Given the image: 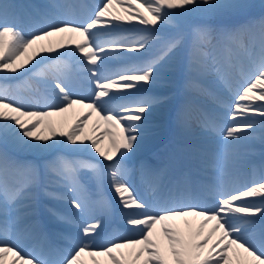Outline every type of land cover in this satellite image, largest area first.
<instances>
[{"label":"snow or ice","instance_id":"snow-or-ice-1","mask_svg":"<svg viewBox=\"0 0 264 264\" xmlns=\"http://www.w3.org/2000/svg\"><path fill=\"white\" fill-rule=\"evenodd\" d=\"M250 7L249 0H65L26 13L25 22L11 0H0V264H264V172L230 184L245 142L258 130L264 141V17L182 29L191 14L223 18ZM133 21L144 27H124ZM185 50L189 96L177 121L187 127L195 120L215 138V150L199 157L214 175L200 185L202 197L187 173L172 178L167 167L142 163L141 194L125 161L142 138L146 113L167 97L140 93ZM73 66L87 95L73 87ZM209 75L232 96L213 97L219 110L195 106V97L212 95L197 79ZM77 107L70 122L49 119ZM83 153L94 155H77ZM105 182L126 234L97 243L111 212ZM41 196L64 206L45 210L70 228L61 234L67 246L25 251L22 239L44 235L36 220L20 227L36 216Z\"/></svg>","mask_w":264,"mask_h":264},{"label":"bare ground","instance_id":"bare-ground-1","mask_svg":"<svg viewBox=\"0 0 264 264\" xmlns=\"http://www.w3.org/2000/svg\"><path fill=\"white\" fill-rule=\"evenodd\" d=\"M71 2L75 3L76 0H72ZM82 2L86 4L83 0ZM100 1H96L93 4H97ZM25 12H23L22 15L26 16V13H31L36 9H40L41 5L37 2L33 3L30 5L29 9L26 7H23ZM135 24L136 27L142 28L144 26L139 25L137 21L131 22V24H125V28H131L132 25ZM185 33L189 31L187 25H185L182 28ZM162 31H167V29H162ZM186 57V56H185ZM186 59V58H185ZM182 73L183 77H188V73L186 71V60H184L183 66L181 67V70L179 71ZM72 76H73V87L75 90L81 92V94L87 95V91L84 88L81 80L79 79V73L78 70L73 66L72 68ZM162 77V76H161ZM25 79L24 76L18 77L17 80H10L8 83H17L19 81H23ZM239 82V81H238ZM166 83H169L168 79L161 78L158 82L155 84L157 86L159 85H166ZM175 86V91L174 92L176 95L174 97V102H173V108L169 109L166 108L165 104H156L153 106L151 111L149 113H146L147 119L144 120L143 124L144 127L141 129L142 132V138L138 141V147L134 150V152L128 157V160L125 161V164L128 168L132 169V177L130 179V183L137 189L138 193L143 192L142 186H141V181H140V173H139V168L140 165L146 164L145 160L146 159H154V161L149 162L147 165L152 166L153 168H160V167H167L168 173L172 178H180L182 175L187 173L190 178L192 183L197 182L198 184H202V176L204 175H214L210 169H204L203 166L200 163L199 157L201 153L204 152H210L211 149L204 148V145H202V140L205 137L203 133L201 132L200 126L198 123L193 120L189 126L190 129L188 131L187 135V142L186 144H175L171 146L172 141L175 139H178L176 135L171 130V122L174 120V108L179 103L180 98H183L184 95L182 94L184 86H185V81L183 78H181L178 82H175L173 84ZM151 86H144V89L146 90ZM144 90V91H145ZM168 92H163L161 96H165ZM168 95V94H167ZM209 97V95L207 96ZM220 100L226 101L222 98H219ZM229 102V101H226ZM261 103V102H257ZM77 111H80L78 107L74 110H72L69 113L64 114V119L67 120L68 122L71 121V119L74 118V115L76 114ZM95 117L93 116L92 119L87 121L86 125H84L86 131H90L91 129V124L92 120H94ZM255 119L259 120L260 117L255 116ZM160 128H164V132H156L160 130ZM196 128V129H194ZM102 130V129H101ZM155 135H164V139H168L167 143L170 145V149L167 152L165 159L160 160V153H159V148H156L155 150H148V148L142 147L141 143H144L145 140H148L150 138V134ZM196 134V135H195ZM173 138V140H172ZM257 140H261L259 138V130L257 132ZM184 140V139H182ZM106 142V141H105ZM194 142H196V145H194ZM216 142V141H213ZM165 144V142H164ZM163 144V145H164ZM244 151V156L242 159V162L240 163L242 167L240 168L239 172H236L235 174H240L241 171L247 167H262L264 166V145H244V148L242 149ZM246 154H250L251 158L248 159V156ZM79 156L83 157H88L90 158L91 155L90 153H83V154H77ZM99 159V157H96ZM244 184H236V187L243 186ZM104 194L106 198L109 199L110 204H111V212L109 215H107L104 218V225L103 228L101 229L100 236L96 238L97 243H103L104 240L107 238L106 235L113 231L115 235H120V234H126V227L124 225L120 224V219L118 217L119 213L121 214L120 211V206L117 203V198L114 196L113 192L111 189L108 187L107 182L104 184ZM254 199V202H259L258 198H250ZM212 202L210 199L208 200ZM49 207H55L53 204H46ZM38 205L37 207V213L35 217H29L24 224H22L20 227L21 229L27 228L32 220H36L39 222V230L43 232V237H36V238H25L22 239L21 247L25 251H32L34 249H39L41 245H43L44 248H49V247H57L60 245L58 241L55 240L52 231L56 232V238L58 237L59 239H63L61 234L66 235L69 231L70 228H62L61 226H52V229L48 226H44V223L46 221H51V218L49 217L47 211L45 210V206ZM56 208V207H55ZM122 220V219H121ZM60 234L61 236H58ZM65 240V239H63ZM62 247V245H61Z\"/></svg>","mask_w":264,"mask_h":264},{"label":"rangeland","instance_id":"rangeland-1","mask_svg":"<svg viewBox=\"0 0 264 264\" xmlns=\"http://www.w3.org/2000/svg\"><path fill=\"white\" fill-rule=\"evenodd\" d=\"M72 0H68V2H71ZM86 4L92 5L94 2L96 1H100V0H83ZM39 3L41 5L40 9H43L45 7V5L49 4V3H63L65 2V0H11V3L15 4L17 6V12L20 13L21 15V20L25 21L27 20V17L22 15L23 12H25L23 7H26L29 9L30 5H32L33 3ZM75 3H83L82 0H76ZM249 3L252 5V7H250L245 13L243 14H239V15H233V16H229V17H216V16H201V15H197V14H191L189 16H187L185 18V22L182 25V28L187 25L189 31L187 33H191V30L194 26L199 25V24H208L212 27H219V26H234L235 24L240 25V24H246L250 21H256L259 22V20L264 17V6H263V0H249ZM258 16V20H255L254 16ZM186 56V50L185 52H183L181 54V56L178 58V60L176 61L175 67L171 70L169 69H165L162 74H161V78L164 79H168L169 83H166V85H159L157 86L155 83L150 85L151 87L147 88L143 93H140L142 95H149V96H161L163 92H168L166 94V101L164 102L166 108H173V102H174V97H175V86L173 85L175 82H178L181 78L184 79V81H186L187 77H183L182 73H180L179 71L181 70V67L183 66L184 60H186L185 57ZM199 80L200 83L204 84L205 86L210 87V91L212 93V95H209V97L207 96H197L195 97V106L197 108H201L204 110H219L220 105L217 103V101L213 98V97H217V98H222L226 101H231L232 96L231 94L228 92V90L226 88H224L221 85L218 84H211V82L215 79L214 76L209 75L207 77H199L197 78ZM238 83V77L234 78L233 80V91L236 88V85ZM149 86V85H147ZM182 94L184 95L183 98H180L178 105L176 106V108H174V120H172L170 126H171V130L174 133V135H176V137L178 139H176V142H179L181 144H186L187 142V133L190 129V126L188 125L187 127L182 126L180 123H178L177 121V112L178 110L181 108V106L184 104L185 100L188 98L189 93L186 92L185 90V86L183 89ZM259 117V116H258ZM53 123L59 125L61 122L65 121L64 119V114L62 115H54L52 117L49 118ZM193 121V120H192ZM191 121V122H192ZM190 122V123H191ZM189 123V124H190ZM196 129V128H194ZM156 132H164V128H160V130L155 131ZM150 134V138H148V140H145L144 143H141L142 147L148 148V150H155L156 148L160 147L159 153H160V160H164L165 156L169 150V147L167 144L161 146V143L164 142L165 140H163L164 135H155L153 136V134ZM196 135V134H195ZM184 139V140H182ZM179 140V141H178ZM215 138H206L204 137L202 140V145H204V148H208L211 149V151L215 150L216 147V142ZM264 145V141L262 140H257L256 138L254 140L245 142L244 145ZM194 145H196V142H194ZM248 156V159L251 158V156H249L250 154H246ZM21 158H25V159H34L35 157L32 156L31 154H20ZM82 158H88V157H83ZM128 160V159H127ZM154 161V159H146L145 163L146 165L149 162ZM242 167L241 164L238 165L236 172L240 171V168ZM211 171V170H210ZM262 172H264V166L262 167H254V168H250L247 167L245 169H243L241 171L240 174H235L233 175V177L231 178L230 184L232 186H235L236 184H246L249 183L251 180L253 179H258L260 177V175L262 174ZM212 176V175H204L202 176L201 179H203V182H206L208 180V178ZM81 180L82 182L85 184V186L92 188L94 186V182L91 180L90 175L87 172H84L81 174ZM236 187V186H235ZM200 195V194H199ZM204 196V192L202 197ZM209 203H212L210 201H208ZM53 204L55 205V207L59 210V211H63L64 210V206L60 203L57 202H53V201H48L46 200L43 196L40 197L39 203L38 205H42L44 207V205L46 204ZM44 226H48L52 229L53 223L51 221H46L44 223ZM63 228H68L65 227L64 225H60ZM53 236L55 238L56 241H58L60 243V247L62 245V247H66L67 246V242L66 240L63 239H59L58 237L56 238V232L52 231ZM114 232L111 231L109 232L106 237L109 236H114ZM58 236H61L60 234H58Z\"/></svg>","mask_w":264,"mask_h":264},{"label":"trees","instance_id":"trees-1","mask_svg":"<svg viewBox=\"0 0 264 264\" xmlns=\"http://www.w3.org/2000/svg\"><path fill=\"white\" fill-rule=\"evenodd\" d=\"M263 6H264V0H263ZM258 16H259V14H258L257 16H254V18H255L256 20H258V19H259ZM235 25H237V24H235Z\"/></svg>","mask_w":264,"mask_h":264}]
</instances>
